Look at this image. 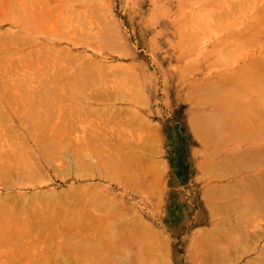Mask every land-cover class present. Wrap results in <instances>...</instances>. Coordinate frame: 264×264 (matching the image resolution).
<instances>
[{
	"label": "rangeland",
	"instance_id": "374dc122",
	"mask_svg": "<svg viewBox=\"0 0 264 264\" xmlns=\"http://www.w3.org/2000/svg\"><path fill=\"white\" fill-rule=\"evenodd\" d=\"M258 1L261 2L262 4H264V2H263L264 0H257V1L255 0V3L258 4L259 3ZM75 2H77V1L76 0H62L61 2H53L52 6H55V9H57L56 13H53L55 15L57 14L54 17H58L61 21L58 22L56 20L55 22L53 21L51 23L49 21V25H46L43 30H37V28L35 29V27L30 28L29 31L32 34V37L35 38V40H34L35 43L32 42L31 43L32 45L30 44L31 46H28V47L22 46V47H20V49L21 48L26 49L29 47H33L35 49H38L39 47L44 48V46H43L44 44L46 46H47V44H49L50 46L54 45L55 48L60 47L63 50L68 49L66 51H69V52L73 53L74 55L80 54L82 56V58L84 57L80 61L84 62V63H86L85 60L89 61V59L97 61V63L104 61V62L109 64L108 68L109 69L111 68L110 69L111 76H115V79H114V77H112V78L109 77V75H107L108 72L106 71L107 67H105V71H106L105 73L107 75L106 80H110L109 82L111 85V89L112 88L115 89V92H113V93H116L117 95L114 94L115 96L114 95L111 96L110 95L111 90H110V93H108L107 90L105 91L106 92L105 93L104 91H102L103 90L102 88H100L101 90L99 89L101 91V93H99L100 91H97L98 88L96 87V85L93 84L95 86L94 89L97 88L96 93H99L100 95L102 94L100 96L101 98L99 99V97H98L99 94H97V96H96L95 95L96 93H93V92H95V90L92 91V90L88 89V92H86L87 88H83L84 89L83 92L84 93L86 92L85 93L86 96L84 97V95H81L80 97H81V99H82V97L87 99V100L83 99L84 100L83 104L85 105V107L83 108V105L81 106V105L77 104L78 108L79 107H82V108L77 109L76 110L77 113H75V109L72 111V108H70V109L68 108L70 106H68L67 107L68 109H67L66 107H64V106H66L64 104V106H63L65 108L64 109L61 106V105H63L62 103H61V105L59 104L62 108L57 104L56 109H59V108L60 109L57 111L55 108H53V110H56V112H57V113L55 112V116H57V118L54 116L53 122H51V124H49V122H47L48 123L47 125H49V130L52 133V131L55 129V131L58 133L59 131H57V130H60L61 128H63V129L65 128V124H63L64 126H62L59 123V122H62V123L66 122V121L63 122L64 120L61 117L64 118L65 115L70 114V112H71V115L69 117L71 120L69 118L68 119L72 122V120L74 119V118H72V117H74L73 112L75 113L77 119H79L80 117H78V116L80 115L79 114V110H80V113H81V111L84 112V115H83V112L80 115L81 116L80 125H79L78 120H77L78 124H76V122H77V121H75L76 119L74 120L75 121L74 123L76 126L74 125V123L72 125L70 121L68 123L69 125L71 124L72 126H74V127H72L73 129L71 128L73 131L70 133L68 132V134H70V135L66 136L67 138H69L68 140H70L68 143V147L71 148V144H73L72 145L73 151L77 152V151H80V149L84 152L86 151L84 153V154H86L85 156H89L91 158V155H92V157H96V160H94V163L103 162L101 160L102 156L104 157V159H106V158L108 159V157H109V159H112V157H113V159H114V157L117 159L120 156L123 157L122 156L123 154L126 156H130V157H128L129 159L125 158L126 157L125 156V157H123L125 159H122V160H125V161L130 160L129 162L133 161L132 164L136 163L135 165H132V167H131V170L134 168L132 172L134 173V175L136 174L135 176H138L137 173H139L140 171H142L140 173H143L145 170L144 168H147V166H149V164H150L149 162H151V161L154 162V159L158 160V161L155 160V163L157 165H158L159 160H163L162 163L164 165L163 164L160 165L161 164V162H160L158 166H161V167L164 166L163 168H165V169L162 168V173L164 174V176L163 175H161V176H163L164 178L162 177L161 181H162V184L164 186H166V189L168 191L167 193H169V195H170L169 200L166 199L165 203H163V204H165L167 206L168 213L170 212L173 215V217L170 216L171 219H173V220H170V223L168 225L169 231H168V237H167V240L165 243L168 248H167V253L163 254L164 256L166 255L165 256L166 258L163 257V255L161 258H163L164 260L166 259L165 261L168 262V264H204L205 262H207L206 261L207 260V253L205 254L203 252L204 250L200 249V247L198 246L200 241H198V240H202V239H200V237L205 234L208 236H206V239H204L205 240L204 243H207V240L209 243H213V242H215V238L223 236L225 228H227L229 225V221L234 222L233 220H236L235 218H236V216H238V215L235 216L234 214H232L233 212L231 210H226L228 208H225V206H224L225 205L224 203H226L227 205L230 204V200L232 199L231 189L239 187L236 185L237 179L245 178L246 176L249 177L251 174L258 173V171H260V170L262 171L264 169V167L262 165H261L262 167L260 165H256L257 168H255L254 167L255 165H253V167L251 169L243 170L242 172H241V170H239V171L235 170L234 171V169H232V171L230 172L231 174L230 173L228 174L230 169L228 171V168H226V170L228 172H226L227 174L225 175V171H222V170H224L223 167H221L220 164L217 166V163L222 162L221 165H223V164H224L223 166L228 165V163H224L227 160L226 157L230 156L231 154L235 155L239 151L241 152L242 150L245 151V150L249 149L251 146H253L255 144V143L253 144L254 140L247 143V142H245L247 140H245V141L240 140L241 142H239L238 140L234 139V142L233 143H230V142L227 143L228 144L227 146H225L226 142L224 143L221 140H220L221 142L216 141L217 144L219 143V145L221 146L220 150L222 149L223 151L221 150V152H219V153L215 152L216 148H219L220 146L215 147V150L213 151L214 148L211 147L213 145V143L212 144L209 143L212 141L207 140L206 139L207 137H204L206 140L203 138L200 139L201 134H199L200 132H198L197 129L201 130L202 127H203V130L206 127L209 128V125H207L208 120H206V123H207V124L205 123L206 126L204 123H202L205 120L206 116L203 117L201 115H204V114L209 115L207 113H209V112L211 113L214 110V106H212L210 103H208L209 101H208V99H206V97H208V96H201V94L203 92H201V94H199V95L198 94L196 95L195 92L200 93V91L197 90V87L201 84H204L210 80L212 81L213 79H219V78L225 79V77H228L231 74H233L234 72H237L240 70H242V73H244V74H248L251 72L258 73V72L262 71L260 66L263 64V61H264V33L259 31L258 33L257 32H251L250 34H244L241 31L244 28L243 25L247 23L248 18L250 19V17H252L254 14H255L254 17L256 16L257 13H258L257 15H259L258 17L255 18L257 20L256 22H258L259 18H260L259 22H260V20L264 21V17L262 16V14L264 15V10H262V7L260 6L261 7L260 8L258 5H256V6H258L259 9H256V7L253 6V3L251 5V7H253L254 9H251V8L247 9L245 7V5H243V4L232 5V4H230V0H85L82 4H78L79 2L78 3H75ZM261 3H259V4H261ZM105 9H106V11H104ZM256 10H258V11L256 12ZM59 11H60V13L58 14ZM261 11H263V12H261ZM106 12H110V16H112V19H110L111 17H108L110 19L109 20L110 23L108 21V25L111 24V26H109V28L110 27H112V29L118 28V30L116 29V31H119L120 35H122V36H120L119 34H115V35H117V37H119V39H120V37L122 38L121 40L118 39L122 44V46L119 47V50L121 48L124 51V47H125V51H124L125 53L122 50L121 51L123 53L121 51H118L117 50L118 48H115L117 51L114 49H113V51H111V49H107V47L104 45H96L93 42V40H85L84 38H79L75 35L76 32L64 33V31L66 30L65 28L68 29L70 27H73L75 24H77V22H79L81 20H84L83 25L81 27L86 28V30L91 29V31H92V28H94V27H90L87 24L88 19L85 20L86 16L84 17V14L90 13L91 15H88V16H90L91 18L89 17V19L90 20L92 19V21H93V19L95 17L97 18L99 16L101 18L104 15H106ZM260 13H261V15H260ZM107 14H109V13H107ZM254 17H252V20H249L248 22L249 23L254 22L255 21ZM97 20H95V21H97ZM100 22L99 21L96 22V25H97V23L100 24ZM243 22H245V23H243ZM103 23H106V22H102V25L106 26L107 23L106 24H103ZM261 23L263 24V22H260V24ZM108 25L106 27H108ZM263 25H259V26L262 27ZM81 27H79V28H81ZM95 28L98 29L100 27L95 26ZM263 29H264V27H263ZM259 30H260V28H259ZM116 31H115V33H116ZM185 43H187V44L185 45ZM183 44H184V46H183ZM185 46H187L188 49ZM39 49L41 50V48H39ZM42 50L45 51V48ZM184 50H186V51H184ZM75 53H77V54H75ZM83 54L85 56H83ZM51 62H55V61L51 60ZM105 65L107 66V64H105ZM110 65H111V67H110ZM248 65H249V68H248V70H246L245 68L248 67ZM109 69H107V70H109ZM232 71H234V72H232ZM110 73H108V74H110ZM240 73L235 74V75H240ZM108 78H111L112 80L108 79ZM107 82L108 81H106V83ZM236 83H237V81L235 80V84ZM227 84H233V82L228 80ZM99 85L97 84V86H99ZM113 86H121L120 87L121 89H118L119 87L115 88ZM99 87H101V86H99ZM11 89L12 88L8 89L10 91L7 90V92L13 91L12 93L16 94V96L14 97V96H8L7 95L6 98L11 97V98H13V100L15 98L14 102L15 103L17 102V104L13 103V101L9 102V100L6 102V100L9 99V98H7V99L5 98V95L7 94V92L4 94V91L1 92V90H0V107H1V102H2V105L5 108V110H3V108L2 109L0 108V112L2 110L4 111V114L11 112L10 116L13 119L14 123L12 122V119L10 121L8 119V122L9 123L11 122V124H8V122H6L8 124V125H6V123L3 122L4 124L1 123L0 126L2 127V124L4 126H6V130H8L7 128L11 127V129H9L11 131V133L8 132L10 134V136L7 134H6V136H9V137L13 136L12 140H14L15 142L9 141L10 140L9 137L6 138V136L5 137L3 136V139L4 138L7 139L6 142L9 144V145L5 146L4 144L6 142L3 141L2 138L0 139V141L2 140V142H3V144L0 147V156H1L0 159L3 157V159H1V160H4L7 157V155L9 156V154H7V153L12 152L10 150V148H14V149H12L13 151L17 150L16 147L17 146L21 147L22 144H24L23 142L26 140L27 141V142L25 141L26 145L25 144L24 145L27 146L28 143L31 144V145L29 144V147L32 150H34L33 152H36L38 159L36 156H34V157L37 159L36 161L40 160V163H42L41 166H44L42 168H44V170L46 171V172L45 171L44 172L47 174V176L45 174L44 180L38 179L39 180L38 182H34V181H37V179L36 180L29 179V181L28 180L24 181L25 179L23 180V178L20 180L19 179L18 180L13 179L14 182L13 181L11 182V183H13L12 185L9 184V181L7 182L8 184L6 182H3V184H2V182H1L0 183V195L1 196H4V195L7 196L10 194L13 197L19 196L21 198H27V200L26 199L25 200H26V202H28L32 199V197L34 198L33 195H35V194L38 195L40 193H49L51 199L53 197L57 196L56 200H58V201H57L56 205L59 204L58 206H61L60 203L63 205L66 202V198H63V196L60 197L63 194V193L61 194V190H63V192H65V191L68 192L72 188L75 189L76 185H86L84 187L87 189H90V186H94L96 184H105V185L107 184L110 186V189L112 192H107V191L101 192L100 191L98 193L100 195L105 194V193H107V194L109 193L111 195H113V194H116L119 196L121 195L122 198L126 199L125 201H121L122 204L124 203L123 208H124V212H126V213L129 212L131 207H133V209H131L130 211H132V210H133L132 212L136 211V209L134 210V207H137V210L140 212V214L147 215L148 212H151V210H149L150 208H149L148 204H150L151 206L159 205L157 203L156 198H154V197H150L149 198L150 201H147V203L146 202L136 203L135 201L132 200V197H131L132 195H135L136 193L128 191L129 189H131V187H129L130 186L129 184H128L129 186L127 187V184L125 183L126 181L118 180L119 183L121 182V184H118L116 182V180L112 181V180L105 178L102 173L97 171V169L95 167L96 165H94V163H93L94 167L93 166L91 167V169L93 168L92 172L90 171L93 176L91 175V173H87V172H85V173L83 172L82 175H79V174H77L75 169H73V170L69 169V170H71L70 171L71 173L69 172V175H68V171L66 169H68L69 167H68V165H65L66 163H64V158H63L64 155L59 156L63 160L61 158L55 156L56 159L57 158L59 159V161L57 160V162H56V159L55 160L52 159L53 156H48V158L46 157V158L42 159L41 158V151L38 150L37 145H35V143L33 141L34 137L36 136V134L38 132L36 133L34 131L35 133L33 136L32 132H30V130L28 129V128H32V131H33V127H31V126L37 122L36 121L37 118H34V120L36 122L33 120L34 122L32 123V119L31 120L27 119L24 116V115H26V112H27V111L26 112H24V111H25L26 107L28 106L24 100H26L27 97H29V96L33 97L34 95H31L29 93L30 92L29 90H28V93L24 91L25 95L29 94V96L28 95L25 96V95H23L24 92L22 94H21V92L15 93L14 89H16V88H13V90H11ZM17 89H19V88H17ZM85 89H86V91H85ZM116 89H117V91H116ZM20 91H23V90H20ZM103 92L105 95L107 94V96H105L103 94ZM193 92L195 93L196 98H194V96H193L194 94L192 95ZM31 93L34 94L35 92L33 93L31 91ZM36 93H37V91H36ZM40 93L38 92L36 94V95H38L37 97H41ZM91 93L94 96H96L95 98H97L99 100H97V99L95 100L93 95H92L93 97L90 96ZM8 94H10V93H8ZM19 95L21 96L20 99H19ZM36 95L34 97H36ZM3 96H4L5 100H4ZM88 96H89V99H88ZM90 97H91V99L93 98L94 100H91ZM102 97H104V98H102ZM202 98H204L203 101H201ZM198 101H200V102H198ZM205 102L208 103L209 106L206 104H205L206 105L205 107L202 106V105H204ZM13 104L16 105V106L14 105L15 107H17V105H18V109L20 111H21V109H22V111L24 109L23 114L24 113L25 114L23 115L21 112L20 115L16 117V115H18V113H19L18 112L19 110L17 111V108L13 109L11 107V106H13ZM69 104L70 103H68V105ZM195 104H197V105L194 106ZM72 105H71V107H72ZM91 105L93 106V108L101 107V109L98 108V109H100V111L103 110L102 107L104 108V110L110 107L109 109L111 111H109V109H107V111L111 112L110 114L114 113L115 110H117L115 113H117L118 115L120 114V117H117L116 116L117 114L116 115L113 114V115H115L116 118H113L111 120V121H113L114 119L117 120L119 123L118 124L119 126L117 125V123H115L116 122L115 120H114L115 124H112L110 122L112 124L111 125L110 123H108L110 125V127L112 126V128L108 127V124L107 125L105 124V126L108 127V128L107 127L106 128L111 130V131H107L108 133L105 132V134L106 133L108 134V135H106V136H108V139H109V141H107L108 144L104 143L106 140H108L107 137H105V140L102 141V139H104L103 138L104 135L102 136L103 132L100 131L101 129L104 131L103 127L100 126V124H101L100 121L102 122L101 119L103 118V116L101 118V116L98 117L99 114L98 115L95 114V112L100 113V111L92 112L94 110L92 107L91 108L93 110H90V111L88 110L90 112V113L87 112V114H86L88 118L91 117L90 116L91 113H94L93 115L91 114L92 120L96 119L94 117V115H96L97 118H100V121H98V122H95V121L92 122V120H90V118H89L90 122L85 121V122H88V124L89 123L91 124V122H92V124L94 123L92 127H90L91 126L90 124L88 126V124H85V122H83V120H86V119L88 120L87 117L82 118V116H86L85 115L86 110H87V108L90 109ZM33 107L36 109H30L29 110V107H27L30 113H32L31 110L33 111V114H34V110H37V111H35V113H36L38 111L41 112V110L45 111L48 109V107H46V109L44 108L45 110H43V107H41V106H40V109L38 107H35V106H33ZM73 107L75 108V106H73ZM115 108H117V109H115ZM50 109H52V108H50ZM50 109H48V110H50ZM62 109L65 111L62 112ZM223 109L224 108L221 107V112L223 114H226L227 111L223 110ZM103 111H101V112H103ZM118 111L120 113H118ZM60 114H62L63 116L61 115V117H60L59 116ZM110 114L108 113L106 115L112 116ZM8 115H6V117ZM100 115H102V114L100 113ZM21 116H22V118L20 120L19 118ZM58 116H59V118H61L60 119L61 121H56V120H58ZM121 116H123L124 118L120 119ZM139 116H143V118L145 117V119H143L145 121L142 120V122H140L141 119L138 118ZM195 116L196 117L201 116V117L197 118V121H195L196 120V119H194V118H196ZM93 117L95 119H93ZM202 117L204 118V120H202L201 123L205 127L202 126V124H200L198 122V121H201L200 118L203 119ZM8 118H10V117H8ZM31 118H33V117H31ZM117 118L120 119L121 121H119ZM22 119L23 120L25 119V121H23ZM81 119H83V120H81ZM123 119L124 120L126 119L125 122L123 121L124 124L122 122ZM135 119L137 121H138V119H140L138 121V122H140V126L139 125L135 126V121H136ZM193 119H194L195 123H194ZM28 120L30 121L28 126L25 127V126H23V124H21L22 121H23L22 123H24V122L27 123ZM127 120H129V121H127ZM137 121H136V123H137ZM43 122H45V121H43ZM67 122H68V120H67ZM67 122H66V124H67ZM82 122L84 123L83 125L85 127L86 126L88 127V128L86 127L87 129H90V128L93 129V127H95V130L90 129L91 131L88 130L87 131L88 133H85L86 131L83 132L84 130H83ZM129 122L132 124H130ZM143 122H145L146 124L148 122V124L151 123L152 125H155L154 128H156V129L152 128V129H154V131L158 129V131H155V132H153V130L150 131V129H149V131L153 132L152 134H154V135L155 134L158 135V133H159V135L157 136L159 138H157L154 135L152 136L153 138L152 137L149 138L151 141L152 139L155 140L154 137H156V140H158L157 144L156 143L154 144V142H156V140L152 141L153 143L150 142L151 144L147 143V146L150 149L152 148V147H150L151 145H154L153 147H155V149L157 148V150H158L157 154L156 153L152 154L149 151L150 149L148 147L146 148V149H148L147 151H145V148H143V147L141 149L142 145H140V150L138 149V147H139L138 145L141 143L142 139L144 138L142 135L148 133L146 131V130H148V129H146L148 124L146 126V124ZM39 123H40V125H39ZM39 123L35 124L34 126L43 125V123H41V122H39ZM52 123H53V125H52ZM96 123L97 124L99 123V126L101 127V129L99 128L98 125H97L98 127L96 128V125H95ZM198 123L200 125H198ZM102 124L104 125L103 122H102ZM120 124H123V125L120 127ZM144 124H145L144 127L146 130L144 129L145 132L142 133L143 129L141 128L142 127L141 125H144ZM44 125L47 127V125L45 123H44ZM44 125L41 127L43 128ZM56 125H58V126H56ZM77 125H78V127H77ZM196 125H198V126H196ZM68 126H66V127L69 129L70 127H68ZM199 126H201V127H199ZM1 127H0V131L2 129ZM15 127H18V128L16 129ZM51 127L54 129H52ZM58 127H59V129H57ZM76 127H77L76 130L78 132L75 131ZM114 127L115 128L117 127V129H119V131L117 129L115 130ZM139 127L142 130H140ZM148 127H150V125ZM151 127H153V126H151ZM137 128H138V130L136 131ZM199 128H201V129H199ZM18 129H19V132L21 131L22 133L17 132ZM63 129H61V130H63ZM96 129L98 130V132H102V134L101 133L99 134L96 131ZM34 130H35V128H34ZM42 130H40V131H42ZM44 130H45V128H44ZM46 130L48 131V128ZM46 130L43 131L44 135L48 134V133H46L47 132ZM205 130H207V129H205ZM13 131H16V132L13 133ZM115 131L119 132V133H117L118 135L121 132L120 135H122L121 137H123L124 139L119 138L120 135L118 136ZM4 132H6V131H4ZM43 132H41V133L43 134ZM93 132L96 136L98 135L101 139H99V137H98V139H96L97 137L94 138L95 135L93 134ZM233 132H234V130H233ZM16 133H17L16 137L21 136V140L19 139L20 137L18 138L19 140L14 139ZM29 133H31V135H29ZM53 133H54V131H53ZM62 133L64 134L65 132L61 131L58 134L59 135L61 134V136H64V135H62ZM114 133L117 136H113ZM195 133H197V134H195ZM206 133H208V131ZM38 134H40V132ZM78 134H81V136ZM82 134L84 136L87 135L88 139L86 137H85L86 139L85 138L82 139ZM51 135L54 136V134H51ZM125 135H128V137ZM23 136H24V139H23L24 141L22 142V144L20 146V143L17 141L21 142ZM0 137H2L1 133H0ZM25 137L27 139H25ZM113 137H114V139H110ZM92 138H94V139H92ZM115 138H117V139H115ZM140 138H142V139H140ZM145 138H148V134H147V137L145 136ZM120 139L124 140V141L122 142ZM82 140L84 141V143H82ZM98 140H100L102 143H100V141H98ZM112 140H114V142H112V144H111ZM119 141L122 142V145H120L121 143ZM2 142H0V143H2ZM10 142L12 144H14V143L15 144L11 145ZM85 142L89 143V144L91 142V144L88 145V144H85ZM118 142H119V145H117ZM124 142H126V143H124ZM134 142H136V143L140 142L139 144H136L138 147L137 146L134 147V145L132 146V144ZM143 142H145L144 144L146 145V139ZM143 142H142V144H143ZM206 142L209 144L205 145ZM81 144L83 146H81ZM96 144H97V146H96ZM144 144H143V146H144ZM148 144H150V145H148ZM15 145H16V147H15ZM7 146H9V147L7 148ZM76 146H78L79 148H77ZM87 146H88V148H87ZM129 146L131 148H133L134 150L136 149L137 152L131 151L133 149H131ZM3 147L4 148L6 147L7 150H5ZM23 147L21 148V150L23 149ZM93 147H94V149H93ZM95 147L96 148L98 147L97 149H101V150H97ZM84 148H87V150H84ZM209 148L212 151H210ZM92 149L93 150L96 149L95 151H97L99 153H96ZM102 149L103 150L105 149L106 152H108V153H106L105 150L102 152ZM153 149H151V150H153ZM155 149H154V152H157V150L155 151ZM207 149L212 154H210V153H209L210 155L207 154V152H208ZM8 150H9V152H8ZM19 150L20 149H18L17 151H19ZM109 150H111V151H109ZM127 150L130 153H132L133 156L130 155V153ZM5 151L7 153H4ZM91 152L93 154H91ZM94 152H95V154H94ZM3 153L6 155H4ZM103 153H106V154H103ZM111 153H113V154L111 155ZM136 153H138V155ZM141 153H142V155H144L146 157L149 156L151 158H154L153 160H151V158H150V160H151L150 161L149 159H147L145 157L148 162L145 161V158H144L143 162H142V160L139 161L141 163L146 162L148 164L147 166L145 165L146 163L144 164V166H146V167H144L140 163L139 164L137 163V161L139 159L137 161H135V163H134V160H136L135 159L136 156L139 158L142 157V156H140ZM159 153H160V155L158 156ZM81 154L83 155V153H81ZM98 154H100L101 157ZM135 154H136V156H134ZM214 155H216V156H214ZM55 157H53V158H55ZM98 157H100V158H98ZM103 157H102V159H103ZM223 158H226V160L224 159L225 160L224 162H223ZM98 159H100L101 162ZM45 160L47 161L48 164L46 163ZM106 160H105V162H106ZM229 160L230 159H228V161ZM63 163H64V166H61L60 164L63 165ZM155 163H154V165H153V163H151L150 165L157 167V165ZM208 163H209V165H213V166H211V167H213L212 168L213 173L209 172L210 170H212L211 168H208L209 171L207 169H205V168H207L206 166L208 165ZM14 164H15V162H14ZM101 164L103 165V163H101ZM130 164L128 163L127 165L130 166ZM202 164L204 165L205 168L202 167ZM86 165L88 166V164H86ZM136 165L137 166L139 165L141 167L140 169H142V167H143L144 170L143 169L139 170V167L138 168L136 167L137 168V170H136V168L133 167ZM28 166L29 165L27 164L26 168ZM65 166H66V168H65ZM258 166H260V167H258ZM103 167H104V165H103ZM156 167H153V168H156ZM161 167H158V168H161ZM201 167L203 168V170L201 169ZM148 168H151V167L149 166ZM204 169H205V171H204ZM147 170L148 169H146V172H147ZM236 171H237V173H235ZM93 172H94V174H93ZM159 172H161V171H159ZM159 172H157L156 176L159 175ZM204 172H207V173L209 172L208 176H204V175H206V173H204ZM87 174H88V176H87ZM210 174H212V175H210ZM218 174L221 176H219ZM48 175H49V177H48ZM147 175L149 176V178L150 177H154V178L156 177V176H150V174H147ZM67 176H68V178H67ZM156 178L158 179V177H156ZM159 178H161V177H159ZM50 179H51V181H50ZM30 180H32V181H30ZM19 181H20V183H19ZM157 181H159L158 183H161L160 179H158ZM6 185H9V186L7 187ZM14 186H15V188H14ZM208 188H211V189L208 190ZM210 190H211V194H210L211 196L208 197ZM213 190H215L216 192ZM53 192L55 193V196H53V194H54ZM212 192L215 194L213 195ZM87 193H90V192H87ZM107 194L103 195L106 197V198L104 197L105 199L111 197V195H109V197H107ZM212 195H213V197H212ZM90 196L88 194L86 197L87 199L85 198L86 203L83 204L84 206H86V205L88 206L91 203L102 205V206L105 205L104 206L105 212H99V213L96 212V214L98 213L100 216H106L109 214L111 217H115L116 214H114V212H113L115 210H114V207H112L114 204L112 205L111 204L112 202H109V199H108V201H105L104 204H102L100 202V200H98L97 198H94L95 196H98V195L90 193ZM60 198H63V201H61L62 199H60ZM11 201H12V199H11ZM69 201H70V198H69L68 202ZM215 201H217L219 203V205L223 204L222 206L221 205L220 206H221V208L224 207L225 211L223 208L219 210L220 207L218 208L219 205H217L218 203L217 202L215 203ZM15 202L20 206V201L18 203V201H16V200H14V202H11V206H13V203H15ZM24 202H22V205ZM121 202L119 204H121ZM127 202H129L131 204L130 208L127 207V205H129V203H127ZM228 202H229V204H228ZM116 203L115 204L117 206L116 205H114V206L116 208H118L117 210L120 211V209L122 208L121 207L122 205H118V202H116ZM211 203L212 204L214 203L215 205H217V208L215 205L211 206L212 205ZM211 207H214L215 210L216 209H218V210L215 212L214 208H211ZM123 208H122L121 212H123ZM218 211L219 212L221 211V212L218 213ZM228 211H230L231 214L228 213ZM137 212H135V214H133V216L138 214ZM225 212H227V213L225 214ZM21 213H23V212H21ZM130 213L131 212H129V214L127 213L126 216L132 215ZM214 213H215V215L218 214V217L217 216L215 217ZM123 216L124 215H122V220L124 218L125 219L130 218L129 216L123 218ZM21 219H19L18 221H22ZM150 219L152 221H154V219H152V218H150ZM258 220L261 221L262 219H258ZM259 221H257L256 223L263 224L264 218L261 222H259ZM179 224H181V226ZM215 229H218L219 231L217 232V230H216L217 233L213 232V230H215ZM211 232H213V233H211ZM261 237H262V240L258 239L257 241H259V240L260 241L259 242L256 241V246L254 244L255 242L253 243L254 248L250 247L247 251L245 250V252H242L240 254V256L237 257L238 260L234 259V261L236 260L235 263L229 262L230 260H228V263L246 264L250 259L254 258L256 256V248L259 246L260 247L264 246L263 245L264 244V237L262 235L260 236V238ZM47 244L48 243L43 244L45 250L48 246ZM43 245H42V247H43ZM4 247H2L3 249L0 247V250L2 251L0 253L1 262L7 256L5 254H8V252L4 251L8 247L7 246H6L7 248L6 247L4 248ZM48 247L51 249H54L50 246H48ZM39 248L41 249L40 246H39ZM40 249H38V246L34 247L33 249L30 250L34 254L32 252H30V254H28V256L25 258H27V260L30 261L31 259H28V257L31 258L32 255H35V253H39ZM131 249L133 251H137L138 246L133 245L131 247ZM34 250H35V252H34ZM52 251L54 253L55 250H52ZM190 251L196 252L194 254L193 258L188 256ZM43 252H45V251H43ZM47 252H50V250L48 251V248H47ZM27 253H29V252H27ZM50 253H52V252H50ZM19 255H22V257L18 256L19 259L22 258L20 260V262L22 261V264L23 263H25V264L29 263V261L27 263L24 262L23 254H19ZM120 256L125 257L126 255H120ZM18 257H17V259H18ZM5 260H3V263L6 262ZM27 260L25 259V261H27ZM32 260H33V257H32ZM59 260H60L59 262H61L60 264H87L86 262L84 263V261L83 262L82 261H75L76 259H73L74 261H70L69 263L63 262L62 259H59ZM17 262L19 263V261H17ZM121 262L125 263L124 261H121ZM3 263H1V264H3ZM55 263L56 262H54L53 264H55ZM228 263L225 262V264H228ZM7 264H9V263H7ZM91 264H93V263H91ZM219 264H223V263L221 262Z\"/></svg>",
	"mask_w": 264,
	"mask_h": 264
},
{
	"label": "bare ground",
	"instance_id": "6f19581e",
	"mask_svg": "<svg viewBox=\"0 0 264 264\" xmlns=\"http://www.w3.org/2000/svg\"><path fill=\"white\" fill-rule=\"evenodd\" d=\"M62 0H0V90H1V92H3L4 91V94L7 92V90L8 89H10V88H12L11 90H13V88H16V89H14V92L16 93H18V92H21V94L25 91V92H27L28 93V90L30 91L29 93L31 94V95H34L35 93H36V91H37V93H38V89L39 90H42L41 91V93H40V91H39V93H40V95L41 96H43L42 97V99H45V97H44V95H46L45 93L47 92V94L49 93L48 91L50 90V94H52L51 93V91H55L56 92V90L58 89H62V91H61V95L62 94H64V90H68V89H70L69 90V92L67 91V93H70V94H68V95H71V96H73L72 94H71V89L72 90H76V92H80L79 90H81V93H79V94H82V95H84V97L86 96L85 94H84V89L83 88H87V91H86V89H85V91L86 92H88V89H90V90H95V92H93V93H96L97 91H100L101 89L100 88H102L103 90L102 91H106L107 90V92L108 93H110V90H111V96H113L114 94H116V93H113V92H115V89H111V85H110V80H106L107 78V75H109V77H114V79H115V76H111V73H110V69L108 68L109 67V64L108 63H106V62H104V61H101V62H98L97 63V61H94V60H91V59H89V61L88 60H85V62L86 63H84V62H81L80 60H82L83 58H82V56L79 54H77V53H75V54H77V55H74L73 53H71V52H69V51H66V50H68V49H62V48H60V47H56L55 48V46L54 45H49V44H47V46L44 44L43 46H44V48H45V51H43L42 49H44V48H42V47H39V48H41V50L38 48V49H35V48H33V47H29V48H26V49H20V47H22V46H25V47H28V46H31L32 44V42L33 43H35V38H33L32 37V34L30 33V31H29V29L30 28H32V27H35V29L37 28V30H43L44 28H45V26L46 25H49V21H50V23L51 22H55L56 20L59 22V21H61L58 17H54V16H56L55 14H53V13H56V10L57 9H55V6H52V3L53 2H61ZM77 2H75V3H78V4H82L85 0H76ZM257 1V0H256ZM259 2V1H258ZM264 2V1H263ZM252 3H253V6H255L256 7V9H259V7L261 6L262 7V10H264V4H262L261 2H259V3H261V4H256L255 3V0H230V4H232V5H234V4H243V5H245V7L247 8V9H254L253 7H251V5H252ZM255 4V5H254ZM35 5V6H34ZM256 5H258V6H256ZM35 8H34V7ZM260 7V8H261ZM104 11H106V9L104 10ZM258 10H256V12H257ZM260 11V10H259ZM255 12V13H256ZM261 12H263V11H261ZM60 13V11L58 12V14ZM107 13H109V14H107ZM98 14V13H97ZM258 14V13H257ZM256 14V16L254 17V15L252 16V17H254V22H248L249 20H252V17H250V19L248 18V21H247V23L246 24H244L243 26H244V28L242 29V33H244V34H250L251 32H259V31H261L262 33H264V29H263V27H264V21H261L260 20V22H263V24L261 23L260 24V22H259V19H258V22H256L257 20L255 19L256 17H258L259 15H257ZM88 15H91L90 13L89 14H84V17H85V20L86 19H88L87 20V24L90 26V27H94L95 28V26H99L100 28H92V31H91V29H87L86 30V28H84V27H81L82 25H83V22H84V20H81V21H79V22H77V24H75L73 27H70V28H65L66 30L64 31V33H66V32H76L75 33V35L77 36V37H79V38H84L85 40H93V42L96 44V45H104V46H106L107 47V49H111V51H113V49L114 50H116L115 48H118L117 50L118 51H123V49H121L120 48V50H119V47H121L122 46V44H121V42L119 41V40H121L122 38L120 37V39H119V37H117V35H115V34H119L120 35V33H119V31H116V29L118 30V28H114V29H112V27H110L109 28V26H111V24L110 25H108V21L110 20V19H112V16H110V12H106V15H104L103 17H93L94 19H93V21H92V19L90 20L89 19V17L90 16H88ZM96 15V14H95ZM99 15V14H98ZM260 15H261V13H260ZM262 16L264 17V15L262 14ZM261 16V17H262ZM108 17H111L110 19L108 18ZM262 17V18H263ZM52 18V19H51ZM91 18V17H90ZM261 18V19H262ZM55 19V20H54ZM98 19V20H97ZM100 19V20H99ZM52 20V21H51ZM95 20H97V21H95ZM100 22V24L102 25V22H106V23H103V24H106V26L108 25V27H106L105 25H100L99 23H97V25H96V22ZM109 23H110V21H109ZM115 23V22H114ZM243 23H245V22H243ZM259 23V24H258ZM99 24V25H98ZM114 25V24H113ZM259 25H263L262 27H260ZM76 26V27H75ZM259 26V27H258ZM79 27H81V28H79ZM89 27V28H90ZM114 27V26H113ZM15 28V29H14ZM73 28V29H72ZM84 28V29H83ZM102 28V29H101ZM259 28H260V30H259ZM94 29V30H93ZM99 30V31H98ZM263 30V31H262ZM115 31H116V33H115ZM34 35V34H33ZM120 36H122V35H120ZM119 39V40H118ZM44 42V41H43ZM56 42V41H55ZM48 43V42H47ZM31 44V45H30ZM120 44V45H119ZM187 43H185V45H186ZM47 48H46V47ZM58 46V45H57ZM124 46V45H123ZM183 46H184V44H183ZM187 49H188V47L187 46H185ZM123 48V47H122ZM116 50V51H117ZM121 51V52H122ZM124 51H125V47H124ZM123 51V52H124ZM184 51H186V50H184ZM74 52V51H73ZM122 52V53H123ZM125 53V52H124ZM185 53V52H184ZM83 56H85L84 54H83ZM51 60L52 61H55V62H51ZM103 60V59H102ZM107 60V59H106ZM190 61V60H189ZM253 62V61H252ZM255 62V61H254ZM256 63V62H255ZM105 64H107V66L105 65ZM111 64V63H110ZM105 67H107L106 68V71L108 72V73H110V74H108L107 73V75H106V71H105ZM110 67H111V65H110ZM248 68H249V65H248V67H246L245 69L246 70H248ZM260 68L262 69V71L261 72H258V73H253V72H251V73H248V74H244V73H242V70H240V71H237V72H234V71H232V72H234L233 74H231L230 76H228V77H225V79H213L212 81L210 80V81H208V82H206V83H204V84H201V85H199L198 87H197V90L198 91H200V93L199 92H195L196 93V95L198 94H201V92H203L202 94H201V96H208V97H206V99H208V103H210L212 106H214V110L210 113H207V114H209V115H201V116H203V117H205V120H204V118L203 119H201L200 118V120L201 121H198L200 124H202V123H206V120H208V124L207 125H209V128H204V130L205 129H207V130H205L206 132L208 131V133H206L204 130H203V127H202V129L201 128H199V129H201V130H198L197 129V131L198 132H200L199 134H201L200 135V139L201 138H203V139H205L204 137H207L206 139L207 140H210V141H212V142H209V143H213V145L211 146V147H213L212 149H213V151L215 150V147H219L220 145H219V143L217 144V142L216 141H219V142H221V141H223L224 143L226 142V144H225V146H227L228 144L227 143H233L234 142V139L235 140H238L239 142H241L242 140H247V141H245V142H250V141H252V140H254L253 141V146H249L250 148L249 149H247V150H245V151H239V152H237L235 155H230V156H228V157H226L227 158V160H226V158H223V162L224 163H228V165H225V166H223V165H221V163L219 162V163H217V166L220 164V166L221 167H223V169L224 170H222V171H225V175L227 174L226 172H228L229 171V169H230V171L228 172V174L232 171V169H234V171L235 170H237V171H239V170H241V172L243 171V170H248V169H251L252 167H253V165H255L254 167L255 168H257V166L256 165H262L263 167H264V61H263V64L260 66ZM107 69H109V70H107ZM231 72V73H232ZM241 72V73H240ZM238 73H240V75H235V74H238ZM246 73V72H245ZM111 78H108V79H111ZM108 81L107 83H106V81ZM112 80V79H111ZM228 80H230V81H232L233 82V84H227V81ZM235 80L237 81V83L235 84ZM213 82V83H212ZM35 84V85H34ZM96 85V87L98 88V90H97V88L96 89H94L95 88V86L94 85ZM97 84L99 85V86H101V87H99V86H97ZM94 87H93V86ZM109 85V86H108ZM92 88H90V87ZM109 87V88H108ZM113 87H119L118 89H121L120 87L121 86H113ZM17 88H19L20 90H23V91H20L19 89H17ZM36 89V90H35ZM49 89V90H48ZM52 89V90H51ZM54 89V90H53ZM100 89V90H99ZM105 89V90H104ZM124 89V88H123ZM16 90V91H15ZM27 90V91H26ZM35 90V91H34ZM46 90V91H45ZM48 90V91H47ZM97 90V91H96ZM8 91H10V90H8ZM31 91L34 93V94H32L31 93ZM45 91V92H44ZM116 91H117V89H116ZM13 92V91H12ZM12 92H7V94L5 95V98H6V96L8 95V96H16V94H14V93H12ZM25 92H24V94L23 95H25ZM44 92V93H43ZM73 92V91H72ZM85 92V93H86ZM104 92H103V94H104ZM192 93V95L194 96V98H196L195 97V93ZM8 93H12L11 95L10 94H8ZM26 93V94H27ZM66 93V92H65ZM74 93V92H73ZM76 94V95H78L77 97H79V98H81L80 96L81 95H79V94ZM99 93H101V91L99 92ZM99 93H96L95 95L97 96V94H99ZM106 93V92H105ZM113 93V94H112ZM50 94L48 95L49 97L46 99V101L48 100L49 101V103L48 102H46L45 100H43V103L45 104V106H43L44 104L41 102V101H39V106H42L43 107V110H45L46 109V107H48V109H50L49 107H50V105H52V104H50V102L51 103H53L54 105H52L51 106V110H45L46 111V113L48 114V115H51L52 116V114L54 115L55 113L54 112H56L55 110H54V112H52L53 111V107L55 106V109L57 108V104H55V103H57V101H55V100H57L58 99V101L60 102V100L62 101V104L63 105H61V102L59 103L58 102V105L60 104L62 107L64 106V104L66 105V106H64V107H68V106H70V107H68L69 109L70 108H72V111L75 109V113H77L76 112V110L77 109H80V108H82V107H77V104H75L74 105V103L76 102V103H80L79 105H83V108L85 107V105L83 104V102L81 103V102H77V101H75L74 99H72V98H66V100L64 101L63 99V96H61L60 95V100H59V97L57 98V97H53V96H57V95H59V92H58V94H56L55 93V95H53V96H51L50 97ZM75 94V93H74ZM88 94V93H87ZM28 96H29V94H27ZM27 95H25V96H27ZM36 95V94H35ZM34 95V96H35ZM66 94H64V96H65ZM76 95H74L73 97H75ZM93 94L91 93V95L90 96H92ZM102 95V94H101ZM100 94H99V99L101 98L100 96H101ZM105 95V94H104ZM117 95V94H116ZM191 95V96H192ZM33 96V99L32 98H30L31 96H29V97H27V100H24L26 103H27V107H29V110L30 109H36V108H34L33 106L35 105V107L37 106L38 107V104H35L34 103V105H33V101L35 100V102L36 103H38V100L39 99H41V97H38V98H36L38 95H36V97H34ZM94 96V95H93ZM92 96V97H93ZM96 96H94V99L96 100L97 98H95ZM105 96H107V94L105 95ZM115 96V95H114ZM20 95H19V99H20ZM84 97H82V99H85ZM3 98H4V96H3ZM5 98H4V100H5ZM7 98H9V99H7ZM6 99V102L9 100V102H11V101H13V103H15L14 101H15V98H14V100H13V98H11V97H7ZM17 98V97H16ZM51 99V101H50V99ZM102 98H104V97H102ZM11 99V100H10ZM18 99V98H17ZM18 99V100H19ZM30 99H31V101H30ZM88 99H89V96H88ZM90 99H91V97H90ZM93 98L91 99V100H94ZM99 99H97V100H99ZM203 99L204 98H202V100L201 101H203ZM17 100V101H18ZM37 100V101H36ZM69 100H71L70 102H73V105H72V103H70L69 102ZM73 100V101H72ZM85 100H87V99H85ZM191 100V99H190ZM30 101V102H29ZM55 101V102H54ZM242 101V102H241ZM8 102V103H9ZM65 102H68V103H70L69 105H68V103H65ZM95 102V101H94ZM198 102H200V101H198ZM29 103V104H28ZM40 103H41V105H40ZM197 103V102H196ZM208 103H204V105H202V106H206V105H208L209 106V104ZM4 104V103H3ZM15 104H17V102L15 103ZM15 104H13V106H11L13 109L15 108H17V111L19 110L18 109V105H17V107H15L16 105ZM47 104H50V105H48V106H46ZM198 104V103H197ZM197 104H195L194 106H196ZM206 104V105H205ZM15 105V106H14ZM59 105V106H60ZM71 105H72V107H71ZM3 105H2V102H1V109L3 108V110H5V108H4V106L2 107ZM26 106V105H25ZM24 106V107H25ZM32 108H31V107ZM60 106V107H61ZM73 106H75V108L73 107ZM26 107V109H25V111H24V109H23V111L24 112H26V115H24L23 114V111H22V109H21V111L19 110L18 112V115H16V117L17 116H19L20 115V113L22 112V114L27 118V119H32V123L35 121L34 120V118H37L36 119V123H34L31 127H33V131H32V128H28L29 130H30V132H32V134H33V136H34V133L36 132H40V134H36V136L34 137V139H33V141H34V143H35V145H37V148H38V150L39 151H41V158L43 157H45L46 158V154H50V156L51 155H55V153H53V151L55 150V152H57V149L59 148V145H58V148H57V145H56V143H59L60 141V139L58 140L57 139V136L59 135L58 133L59 132H65L64 134L62 133V135H64L65 136V134H66V136L67 135H70V134H68V132L70 133V132H72L73 130V128L72 127H74V126H72L73 125V123L75 122V121H79V125H80V118H81V113L83 112V111H81V113H80V110H79V116L78 117H80L79 119H77V117H76V115H75V113L73 112V115H74V117H72V118H74L73 120H72V122L70 121L71 119L69 118V117H67V116H70L71 115V112H70V114H67V116L65 115L64 117V119H63V117H61V115L63 114H60L59 116L64 120L63 122H67V120H68V122H67V124H66V122L65 123H62V122H59L60 123V125H62V126H64L63 124H65V127L66 126H68L69 124V121L71 122V124L68 126V127H70L69 128V130L70 131H68V129H67V127L66 128H64V129H67V131L66 130H64L63 128H61V129H63V130H57V131H59L58 133L55 131V129L54 128H52V129H54L53 131H54V133H53V131H52V133H51V131L49 130V125H47L48 123L46 122L47 120H48V118L46 117V119H45V116L43 115V114H46L45 113V111H42L41 113H42V115L44 116H42L41 114V117L40 116H38L39 115V111L38 112H36L35 113V111H37V110H34V116H33V111L31 110V112L32 113H30L29 112V110H28V108ZM61 107V108H62ZM63 107V108H64ZM93 108V106L91 105L90 106V109L89 108H87V110H86V113H85V115L87 114V112L88 113H90L89 111L90 110H93L92 112H95V111H100V109H101V107H98V108H100V109H98V108ZM95 107V106H94ZM221 107L222 108H224L223 110H226L227 112H226V114H223L222 112H221ZM39 109H40V107H38ZM37 108V109H38ZM45 108V109H44ZM67 108V109H68ZM110 108V107H109ZM109 108H107V109H109ZM112 108V107H111ZM114 108V107H113ZM38 109V110H39ZM60 109V108H59ZM59 109H56L57 111L59 110ZM65 109V108H64ZM66 109V110H67ZM102 109L104 110V108L102 107ZM107 109H105L104 111L103 110H101V111H103V112H101L100 111V113L102 114V115H100V113L99 112H95V114L96 115H98V117H100L101 116V118H102V116H103V118L101 119L102 120V122L104 123V125L102 124V122L100 121V118H97L96 117V115H94V117L96 118H94L93 117V119H95V120H92V115L94 114V113H91L90 114V116L91 117H89L90 118V120H92V122H98V121H100V123L102 124H100V126L101 127H103V129H104V131L101 129V127L99 126V123L97 124H95L96 125V128L99 126V128L101 129L100 131H102L103 132V134H102V132H98V130L96 129V131L100 134H102V136H103V138L104 139H102V141H104L105 140V137H107V139H108V136H106V135H108L107 133V131H111V130H109V129H107L108 127H110V125L108 124V123H112V124H115V123H117V125L119 124L118 123V121L117 120H113V121H111L113 118H116L115 117V115L117 114V113H115L117 110H115V112L114 113H112V114H110L111 112H109V111H111L110 109H109V111H107ZM115 109H117V108H115ZM212 109V108H211ZM1 111L0 112V125H1V123H6V122H8V119H9V121L12 119L11 118V116H10V113H7L6 111V113L7 114H4V111ZM89 110V111H88ZM63 111H65V110H63L62 109V112ZM71 111V110H70ZM113 111V110H112ZM120 111V110H119ZM118 111V113H120ZM44 112V113H43ZM49 112V113H48ZM67 112V111H66ZM106 112V113H105ZM110 114V115H112V116H109V115H106V114H108V113ZM30 113V114H29ZM50 113H52V114H50ZM57 113V112H56ZM69 113V112H68ZM9 114V115H8ZM21 114V115H22ZM65 114V113H64ZM105 114V115H104ZM113 114H115V115H113ZM6 115H8L7 117H6ZM83 115H84V112H83ZM23 116V117H24ZM33 116V118H31ZM40 118H38V117ZM47 116V115H46ZM59 116H58V120H56V121H61L60 119L61 118H59ZM63 116V115H62ZM114 116V117H113ZM117 117H120V114L118 115H116ZM201 116H195L196 118H194V119H196L195 121H197V118H199V117H201ZM8 117H10V118H8ZM24 117V118H25ZM53 117V116H52ZM56 118H57V116H55ZM85 117H87V115L86 116H82V118H85ZM21 118H22V116L19 118L20 120H21ZM42 118H44V119H42ZM54 118V117H53ZM70 120H69V119ZM88 118V117H87ZM89 118H88V120L86 119V120H83V119H81V120H83V122H85V121H89ZM122 118H124L123 116H121V118L120 119H122ZM138 118H140V119H138V121L140 120V122H142V120L143 119H145V117L143 118V116H139ZM42 119V120H41ZM67 119V120H66ZM76 119V120H75ZM118 119V118H117ZM120 119H118L119 121H121ZM194 119H193V121H194ZM23 120V119H22ZM34 120V121H33ZM43 120L45 121V122H43ZM75 120V121H74ZM97 120V121H96ZM136 120V119H135ZM199 120V119H198ZM202 120H204L203 122H202ZM23 121H25V119L23 120ZM22 121V122H23ZM29 121V120H28ZM27 121V123L26 122H24V123H22L21 122V124H23V126H28V124L30 123V121L28 122ZM49 121V120H48ZM78 121L76 122V124H78ZM125 122L126 121V119L124 120H122V122ZM127 121H129V120H127ZM137 121V120H136ZM136 121H135V126L136 125H139L140 126V122H138L137 121V123H136ZM143 121H145V120H143ZM195 121H194V123H195ZM12 122L14 123V121H13V119H12ZM39 122H41V123H43V125H44V123L47 125V127L44 125V127L42 128L41 126H43V125H41V126H39L40 125V123ZM82 122V125L84 124ZM90 122V121H89ZM92 122H91V126L90 127H92L93 126V124H92ZM115 122V123H114ZM121 122V123H122ZM124 122H123V124H124ZM133 122V121H132ZM202 122V123H201ZM3 123V124H4ZM39 123V125L38 126H34L35 124H38ZM62 123V124H61ZM110 123V124H111ZM130 123V122H129ZM128 123V124H129ZM143 123H145V122H143ZM198 123V125H200ZM2 124V129H1V131H0V133L2 134V137H0V139L2 138V140L3 141H5L6 142V140L7 139H3V136L5 137L6 136V134L7 135H9L10 136V134L9 133H11V131L9 130V129H11V127H9V128H7L8 130H6V126H4ZM8 124H11V122L9 123L8 122ZM7 123H6V125H8ZM49 124H51V121L49 122ZM85 124H88V122H85ZM89 124H88V126H89ZM105 124L107 125L108 124V127L107 126H105ZM111 124V125H112ZM123 124H120V127L123 125ZM130 124H132V123H130ZM142 124V123H141ZM146 124V123H145ZM145 124L144 125H141L142 127V129H143V132L142 133H144L145 132V130L146 129H148V130H146L148 133V138H145V136L147 137V134H144V135H142L141 137L145 140L146 139V145L144 144L145 142H143L144 140L142 139V138H140V139H142V141H141V143L140 142H138V143H136V142H134L133 144H132V146L134 145V147L135 146H137L136 144H139L137 147H138V149L140 150V145H142L141 146V149H142V147L143 148H145V151H147L148 149H146L148 146H147V143H153L152 141H155L156 140V137L159 135V133H158V135L157 134H152L153 132H155V131H158V129L157 130H155L154 131V129H156V128H154V126L155 125H152L151 123L150 124H148V122H147V124H148V126L150 125V127H148L147 126V124H146V126H147V128L145 129ZM193 124V123H192ZM206 124H205V126H206ZM235 124V125H234ZM52 125H53V123H52ZM55 125V124H54ZM59 125V124H58ZM58 125H56V126H58ZM74 125H75V123H74ZM81 125V126H82ZM98 125V126H97ZM195 125V124H194ZM198 125H196V126H198ZM51 126V125H50ZM76 126V125H75ZM105 126V127H104ZM114 126V125H113ZM119 126V125H118ZM151 126H153V127H151ZM202 126H204L203 124H202ZM204 126V127H205ZM37 127V128H36ZM43 129H41V128ZM77 127H78V125H77ZM77 127L75 128V131H77L76 129H77ZM87 127V126H86ZM84 125H83V132H85V133H88L87 131L88 130H90V129H92V128H90V129H87ZM107 127V128H106ZM144 127V128H143ZM194 127V126H193ZM199 127H201V126H199ZM13 128V127H12ZM16 129L18 128V127H15ZM34 128H35V130H34ZM44 128H45V130L48 128V131L50 132H48L47 130V132L46 133H48V134H45L44 135V132L43 131H45L44 130ZM72 128V129H71ZM107 130H106V129ZM110 128H112V126L110 127ZM115 128V127H114ZM140 128V127H139ZM140 128V130H142ZM152 128H154V129H152ZM37 129V130H36ZM39 129V130H38ZM57 129H59V127L57 128ZM87 129V130H86ZM93 129L95 130V127H93ZM92 129V130H93ZM117 129V127L115 128V130ZM145 129V130H144ZM149 129H150V131L151 130H153V132H150L149 131ZM209 129V130H208ZM15 130V129H14ZM40 130H42V131H40ZM118 131H119V129H117ZM138 130V128L136 129V131ZM233 130H234V132H233ZM4 131H6V132H4ZM35 131V132H34ZM91 131V130H90ZM89 131V132H90ZM95 131V132H96ZM116 132V134L117 133H119V132ZM121 131V130H120ZM9 132V133H8ZM16 131H13V133H15ZM17 132H19V129H18V131ZM21 132V131H20ZM19 132V133H20ZM41 132H43V134L41 133ZM56 132V133H55ZM78 132V131H77ZM105 132H107L106 134H105ZM114 132V131H113ZM197 132V133H198ZM22 133V132H21ZM112 133V132H111ZM197 133H195V134H197ZM4 134V135H3ZM24 134V133H23ZM51 134H56L55 135V137H56V139H55V137L53 136V135H51V138H50V135ZM93 134H94V132H93ZM110 134V133H109ZM120 134H121V132H120ZM119 134V135H120ZM152 134V135H151ZM198 134V135H199ZM206 134V135H205ZM14 135V134H13ZM16 135H17V133L15 134V137H14V139L15 140H21V136H17L16 137ZM21 135V134H20ZM25 135V134H24ZM29 135H31V133H29ZM61 135V134H60ZM60 135L58 136V138L60 137ZM78 135H80L81 136V134H78ZM89 135V134H88ZM95 135V134H94ZM93 135V136H94ZM113 135V134H112ZM118 135V134H117ZM117 135H115V133H114V135L113 136H117ZM118 135V136H119ZM150 135V136H149ZM156 136V137H154L155 138V140H153L152 138V136ZM9 136H6V138L7 137H9ZM45 136V137H44ZM48 136H49V138H50V140H49V138H48ZM62 137V138H65V137ZM72 136V135H71ZM84 135L82 134V139L83 138H87L88 139V137H87V135L86 136H84ZM92 136V137H93ZM101 136V135H100ZM101 136V137H102ZM122 135H120L119 136V138H121V139H124L123 137H121ZM125 136H127L128 137V135H125ZM240 136V137H239ZM47 137V138H46ZM54 137V138H53ZM70 137V136H69ZM95 137H97L96 139H98V135L96 136H94V138ZM111 137V136H110ZM150 137H152L151 139V141H150ZM197 137V136H196ZM12 138H13V136L12 137H9V141H13V142H15L14 140H12ZM19 138V139H18ZM61 138V137H60ZM62 138H61V143H60V146H62L63 147V144H64V140L66 141L65 142V144L67 143V142H69V141H67L66 139H64V140H62ZM72 138V137H71ZM85 138V139H86ZM94 138H92V139H94ZM118 138V137H117ZM117 138H115V139H117ZM157 138H159V137H157ZM24 139V136L22 137V141L20 142V141H17V142H19L20 143V146H21V144H22V142L24 141L23 140ZM25 139H27L26 137H25ZM45 139H46V141H45ZM52 139V140H51ZM55 139V140H54ZM67 139H69V138H67ZM99 139H101L100 137H99ZM110 139H114V137L113 138H110ZM120 139V140H121ZM126 139V138H125ZM149 139V140H148ZM205 139V140H206ZM2 140L0 141V142H2ZM221 140V141H220ZM233 140V141H232ZM241 140V141H240ZM26 141V140H25ZM25 141L23 142L24 144H25ZM52 141V142H51ZM53 141L54 142H56V143H53ZM58 141V142H57ZM88 141V140H87ZM98 141H100V140H98ZM107 141H109V139L108 140H106L104 143H106V144H108V142ZM122 142L124 141V140H121ZM121 141H119L121 144L120 145H122V142ZM149 141V142H148ZM157 141L158 140H156V142H154V144L156 143L157 144ZM232 141V142H231ZM243 141V142H244ZM4 142V143H5ZM27 142V141H26ZM72 142V141H71ZM89 142V141H88ZM112 142H114V140H112L111 141V144H112ZM119 142H118V144L117 145H119ZM142 142H143V144H144V146H143V144H142ZM205 142V141H204ZM236 142V141H235ZM82 143H84V141L82 140ZM100 143H102L101 141H100ZM124 143H126V142H124ZM150 143V144H151ZM209 143H205V145L206 144H209ZM3 144V142L2 143H0V147H1V145ZM10 144L11 145H14V144H12L11 142H10ZM18 144V143H17ZM24 144H22V146L21 147H19V146H17L16 147V145H15V147H16V149L18 150V149H20L19 151H17V150H12V149H14V148H10V150L12 151V152H10V153H7L6 151L4 152V153H7V154H9V156L7 155V157L4 159V160H1V159H3V157L0 159L1 161H0V183L2 182V184H3V182H8L9 181V184H13V183H11L12 181H13V179L14 180H20V179H22L23 178V180L24 181H26V180H28L29 181V179H34V180H36L37 179V181H34V182H38L39 180L38 179H41V180H44V176H45V170H44V168H42V167H44V166H41L42 165V163H40V160H38V161H36L37 159H38V157H37V155H36V152H33L34 150H32L30 147H29V144L30 143H28V145L27 146H25ZM55 144V148L53 147L52 148V146ZM85 144H88V145H90L91 144V142H90V144L89 143H86L85 142ZM93 144V143H92ZM95 144V143H94ZM110 144V143H109ZM150 144H148V145H150ZM5 146L6 145H9L7 142L4 144ZM3 145V146H4ZM31 145V144H30ZM72 145L73 144H71V148H70V150H72L73 148H72ZM78 145V144H77ZM80 145V144H79ZM124 145V144H123ZM126 145V144H125ZM24 146V147H23ZM66 146H67V144H66ZM81 146H83L82 144H81ZM96 146H97V144H96ZM154 145H151L150 147H152L151 149H155V147H153ZM9 146H7V148H8ZM14 147V146H13ZM23 147V149L21 150V148ZM68 147V146H67ZM67 147H66V149H65V146L63 147V150L65 149L66 151H68L67 150ZM77 148H79L78 146H76ZM86 147V146H85ZM90 147V146H89ZM130 147V146H129ZM136 147V148H137ZM210 147V146H209ZM4 148V147H3ZM33 148V147H32ZM61 148V147H60ZM59 148V149H60ZM76 148V149H77ZM81 148V147H80ZM87 148H88V146H87ZM87 148H84V150H87ZM96 148V147H95ZM98 148V147H97ZM96 148V149H97ZM131 148V147H130ZM149 148V147H148ZM197 148V147H196ZM220 148H221V146L219 147V148H216V151L215 152H217V153H219V152H221V150H220ZM5 150H7L6 149V147L4 148ZM52 149H54L53 151H51ZM83 149V148H82ZM93 149H94V147H93ZM92 149V150H93ZM95 149V150H96ZM106 149V148H105ZM104 149V150H105ZM131 149H133V148H131ZM150 149V148H149ZM149 150L152 154H157L158 153V150H157V148L155 149V151L157 150V152H154V149L153 150ZM220 151H219V150ZM63 150H62V148H61V150H58L59 152L60 151H62V153H63ZM78 150V149H77ZM91 150V149H90ZM95 150H93V151H95ZM97 150H101V149H97ZM103 149H102V152L104 151ZM107 150V149H106ZM106 150H105V152H106ZM202 150V149H201ZM209 150H210V148H209ZM3 151V150H2ZM1 151V152H2ZM51 151V153H48V152H50ZM108 151V150H107ZM109 151H111V150H109ZM128 151V150H127ZM131 151H136V149L134 150H131ZM148 151V152H149ZM207 151H208V149H207ZM206 151V152H207ZM210 151H212V150H210ZM210 151H208L207 152V154H209L210 153ZM223 151V150H222ZM8 152H9V150H8ZM58 152V153H59ZM71 152L73 153V150L72 151H70V154H71ZM80 152L81 153H83V155H84V157H83V155L82 154H79L78 156L79 157H76L75 155H77V154H75V155H73L74 157H71L72 159H73V163L71 164L70 163V166H69V161L67 162L68 163V167H72L73 166V169H75L76 170V172H77V174H79V175H82L83 174V172L85 173V172H87V173H91L92 172V169H91V167L93 166V163H94V160H96V157H92V155H91V158L89 157V156H85L86 154H84L85 152L84 151H82L81 149H80ZM89 152V151H88ZM87 152V153H88ZM96 153H99V152H97V151H95ZM95 152H94V154H95ZM129 152V151H128ZM137 152V151H136ZM140 152V151H139ZM154 152V153H153ZM198 152V151H197ZM204 152V151H203ZM235 152V151H234ZM3 153V154H4ZM58 153H57V157H59V156H63L62 155V153L60 152V154L58 155ZM65 153H67V152H65ZM74 153H75V151H74ZM73 153V154H74ZM77 153V152H76ZM101 153V152H100ZM106 153H108V152H106ZM106 153H103V154H106ZM115 153V152H114ZM130 153V152H129ZM205 153V152H204ZM214 153V152H213ZM223 153V152H222ZM240 153V154H239ZM11 154V155H10ZM91 154H93L92 152H91ZM113 153H111V155H112ZM137 155H138V153H136ZM136 154L134 155V156H136ZM206 154V155H207ZM210 154H212V153H210ZM209 154V155H210ZM2 155V154H1ZM4 155H6V154H4ZM99 156H100V154H98ZM109 155V154H108ZM121 155V154H120ZM129 155V154H128ZM130 155H132V153H130ZM146 155V154H145ZM160 155V153L158 154V156ZM197 155V154H196ZM200 155V154H199ZM218 155V154H217ZM34 156H36L37 157V159L34 157ZM68 155L66 154V158H68L67 157ZM116 156V155H115ZM123 157H125L126 155H122ZM133 156V155H132ZM140 156H142V157H137L136 156V160H134V163H135V161H137L138 159V161H137V163L139 164H142L143 166H144V164L146 163H141V162H139L140 160H142V162L144 161V158L146 157V156H144V155H142V153L140 154ZM144 156V157H143ZM157 156V155H156ZM212 156V155H211ZM214 156H216V155H214ZM233 156V157H232ZM1 157V156H0ZM53 157H55V156H53ZM52 157V159H56V157L55 158H53ZM76 157V158H75ZM87 157V158H86ZM101 157V156H100ZM100 157H98V158H100ZM103 157V156H102ZM102 157H101V160L103 161V162H101V160L100 159H98V160H100V162L101 163H103V165H104V167H103V165L101 164V163H98V162H96V163H94V165H96L95 167H96V169H97V171H101L100 173H102L103 175H104V177L105 178H107V179H109V180H112V181H115L116 180V182L118 183V184H121V182L119 183V181L118 180H120V181H126L125 183L127 184V187L130 185L131 187H136L137 185H138V187L140 186V187H145V188H147V190L145 189V192H147L148 190H149V187H151L152 188V186H151V184L153 185V187H157L158 185L160 186L161 185V183H162V181H161V179H162V177L164 176V174L162 173V168L164 167H161V166H158L159 165V163L161 162V164L160 165H162L163 163V160H159V162H158V165L155 163V160H157V159H154V158H151V157H146L147 159H149L150 160V158H151V160H153L154 159V162L153 161H151V162H149L150 164L151 163H153V165H154V163L157 165V167L156 166H153V167H156V168H153L150 164H149V166L151 167V168H148L149 166H147L148 164L146 163L145 165L147 166V168H144L143 169V167H142V169L144 170V172L143 173H140V172H142V171H140L139 173H137V175L138 176H135L134 175V173L132 172L133 171V169L131 170V167H132V165H135V164H132V162H129V161H125V160H122V159H125V158H127V159H129L128 157H130V156H126L125 158H123V157H119V158H115L114 157V159H113V157H112V159H109V157H108V161L106 160V159H104V157H103V159H102ZM106 157V156H105ZM111 157V156H110ZM213 157V156H212ZM35 158V159H34ZM59 158H61V157H59ZM63 158H64V156H63ZM70 158V157H69ZM70 158V159H71ZM134 158V157H133ZM145 158V161H147V159ZM62 159V158H61ZM60 159V160H61ZM65 159V158H64ZM72 159H71V161H72ZM116 159V160H115ZM225 159V160H224ZM228 159H230L229 161H228ZM57 160L59 161V159L57 158L56 159V162H57ZM63 160V159H62ZM68 160V159H67ZM66 159L64 160V163L67 161ZM105 160H106V162H105ZM30 161V162H29ZM46 161V160H45ZM158 161V160H157ZM222 161V160H221ZM14 162H15V164H14ZM130 164V166L129 165H127L128 163ZM148 162V161H147ZM46 163H47V161H46ZM52 163V162H51ZM64 163H63V165L62 164H60L61 166H64ZM98 163V164H97ZM27 164L29 165L27 168H26V166H27ZM48 164V163H47ZM86 164H88V166L86 165ZM216 164V163H215ZM55 165V164H54ZM65 165H67V164H65ZM127 165V166H126ZM164 165V164H163ZM207 165V164H206ZM208 165H209V163H208ZM206 166L207 168H205L204 167V165L202 164V167H204L205 169H207L208 171H209V169L208 168H213V167H211V166H213V165H209V166ZM87 166V167H86ZM146 166H144V167H146ZM228 166V167H227ZM260 166H258V167H260ZM261 166V167H262ZM94 167V166H93ZM133 167H139V170H142V169H140L141 167L138 165H136V166H133ZM158 167H161V168H158ZM201 167V169L203 170V168ZM216 167V166H215ZM65 168H66V166H65ZM137 168H136V170H137ZM226 168H228V171L226 170ZM69 169H71V170H73L72 168H68V169H66L67 171H68V175H69V172L71 171V170H69ZM146 169H148L147 170V173H146ZM151 169H153V171H152V173L155 171V173H156V171L158 170V172L159 171H161V172H159V175H157L156 176V174L154 173L153 175L154 176H156V177H158V179H160V181H161V183L160 184H157L159 181H157L158 179L155 177H150L149 178V176L147 175V174H149V173H151V172H148L149 170H151ZM161 169V170H160ZM163 169H165V168H163ZM205 169H204V171H205ZM65 170V169H64ZM138 170V171H139ZM45 171V172H44ZM91 171V172H90ZM164 171V170H163ZM213 171V169L212 170H210L209 172L210 173H213L212 172ZM237 171L235 172V173H237ZM209 172L207 173V172H204V173H206V175H204V176H208V174H209ZM71 173V172H70ZM151 173V174H152ZM224 173V172H223ZM240 173V172H239ZM238 173V174H239ZM75 174V173H74ZM93 174H94V172H93ZM222 174V173H221ZM231 174V173H230ZM90 175V174H89ZM91 175H92V173H91ZM152 175V176H153ZM161 175H163V176H161ZM203 175V174H202ZM210 175H212V174H210ZM219 175V174H218ZM224 175V174H223ZM46 176H47V174H46ZM87 176H88V174H87ZM93 176V175H92ZM95 176V175H94ZM151 176V175H150ZM219 176H221V175H219ZM48 177H49V175H48ZM66 177V176H65ZM138 177V178H137ZM159 177H161V178H159ZM43 178V179H42ZM47 178V177H46ZM45 178V179H46ZM59 178V177H58ZM67 178H68V176H67ZM137 178V179H136ZM164 178V177H163ZM157 179V180H156ZM32 180H30V181H32ZM50 181H51V179H50ZM14 182V181H13ZM5 183V184H6ZM19 183H20V181H19ZM24 183V182H23ZM26 183V182H25ZM124 183V184H125ZM239 183V184H238ZM4 184V185H5ZM8 184V183H7ZM37 184V183H36ZM125 184V185H126ZM129 184V185H128ZM155 184H157L156 186H155ZM236 185L237 186H239V187H237V188H234V189H231V194H232V199L230 200V204H229V202H228V204L229 205H227L226 203H224L225 205V208H228V209H226V210H231L233 213L232 214H234L235 216L236 215H238V216H236V220H233L234 222H230L229 221V225H228V227L227 228H225V231H224V233H223V236H221V237H217V238H215V242H213V243H209L208 242V240H207V243H204V239H206V236H208V235H203V236H201L200 237V239H202V240H198V241H200L199 242V247H200V249H203L204 251V253L206 254L207 253V262H205L204 264H219V263H223V264H225V262H227L228 263V260H230L229 262H234L235 263V261H234V259H237V257L238 256H240V254L242 253V252H245V250L247 251L250 247L251 248H254V244H255V246H256V241L258 240V239H260V240H262V237L260 238V236L262 235L263 237H264V221H263V224H258V223H256L257 221H259L258 219H262L263 220V218H264V169L261 171H258V173H255V174H251L249 177L248 176H246L245 178H239V179H237V182H236ZM7 187L9 186V185H6ZM18 186V185H17ZM84 186V185H83ZM129 186V187H130ZM159 186L157 187V188H159ZM139 187V188H140ZM161 187V186H160ZM14 188H15V186H14ZM137 188V187H136ZM212 188V187H211ZM211 188H208V190L209 189H211ZM83 190V188H81V187H79V189L78 190ZM100 189H103V188H100ZM141 190H143L142 188H140ZM139 189V190H140ZM153 189V188H152ZM160 190H161V188H160ZM84 191H85V188H84ZM87 191V190H86ZM85 191V192H86ZM144 191V190H143ZM151 191H154V190H151ZM158 192H159V190H157ZM213 191H215V190H213ZM85 192H83L84 194H85ZM88 192H89V190H88ZM216 192V191H215ZM54 193V192H53ZM57 193V192H56ZM63 193V194H62ZM64 193H66V191L65 192H63V190H61V196L60 197H62V196H65V194ZM67 194V193H66ZM89 194V196H90V193H87L86 192V194L85 195H88ZM107 193H105V194H102V195H106ZM155 194V193H154ZM211 194V190H210V192H209V195H208V197L209 196H211L210 195ZM212 194L214 195L215 193H213L212 192ZM28 195V194H27ZM109 195H111V194H107V197H109ZM213 195H212V197H213ZM34 196V198L32 197V199L30 200V201H28V202H26V200H27V198H21V197H19V196H12V195H7V196H1L0 195V247L2 248V247H6L7 249H5L4 251L5 252H8V254H5V255H7L6 256V260L5 259H3V260H5L6 262V264L7 263H9V264H17L18 262L17 261H19V263L20 264H22V261L20 262V260L22 259V258H20L19 259V257H22V255H19V254H23V259H24V262H28L29 260H27V258H25V257H27L28 256V254H30V252H32V251H30L31 249H33L34 247H37L38 246V249H40L39 248V246L41 247V249H40V252L39 253H35V255H32L31 256V258H29L28 257V259H31L30 261H29V263L30 264H53L54 262H56L57 264H60L61 262H59L60 260L59 259H62L63 260V262H65V263H69L68 262V258H71L72 256H75V259H76V256H79L78 258H83V259H81V260H84V259H87L86 260V263L87 264H90V258H92L93 256H98V257H96V258H98V259H95V258H93V260H98V264H168V262H166L163 258H161L162 257V255L163 254H165V253H167V252H161V251H158V252H156V250H155V248H154V250H149V251H152V253L150 254L149 253V251H148V249H147V247L150 245H144V243H145V241L142 243V245H140V247H143V245H144V249L143 250H141L140 248H138V250L140 249V254H138L137 255V251L135 252L136 253V255L137 256H135V257H133V256H131V252L129 253V254H126L125 253V257L124 256H120L119 254H117V251H116V249L115 248H117V247H119V246H115V248H113L112 250L113 251H115L114 252V254H113V252H112V250H111V252H109V250L112 248L111 246H114V245H111V244H113V243H111L110 245L111 246H109L108 244H109V241L107 240L106 241V238H104L103 239V237L101 236V228H100V230H99V235L101 236V238L100 237H98V238H100V239H98V240H96V239H92V241L90 240V244H85L84 245V247H80V241L79 240H75V241H73V240H71V241H73V243H75V247L73 246L72 247V245H70V243H71V241H69L70 240V237L68 238L67 236V238H68V241L70 242L69 243V246H70V248L73 250H70V252L68 251L69 250V247L67 246V244L68 243H66V240H67V238H63V236L61 235V234H65V233H67V232H69L70 231V229H69V231H68V225H71V226H76L75 224L74 225H72V223L74 222L75 223V220L73 221V222H71L70 221V223H69V220L71 219V218H73V215H74V211H78V210H76V208L74 209L73 207H71V211H72V208L74 209L72 212H70V213H73V215L68 219L67 217V213H65L66 211L65 210H63L64 209V207H63V205H65V204H61L60 203V205L61 206H58V205H56L57 204V201L58 200H56L57 198V196H55V193L53 194V196H55V197H53L52 199L50 198V195H49V193H40V194H38V195H33ZM112 196V195H111ZM87 197V196H86ZM91 197V196H90ZM105 197V196H104ZM117 197H119L118 195L116 196V198L115 197H112V199L113 200H116V199H118ZM120 197L121 198H119L118 200H120V199H123L122 198V196L120 195ZM63 198H65V197H63ZM63 198H60V199H62L61 201H63ZM106 198V197H105ZM104 198V199H105ZM211 198V197H210ZM11 199H12V201H11ZM24 199V200H23ZM26 199V200H25ZM87 199V198H86ZM85 198L83 199V202L86 200ZM111 200L110 198H107L106 199V201L107 200ZM14 200H16V201H18V203H19V201H20V206L15 202V203H13V206H11V202H14ZM56 200V201H55ZM90 200V199H89ZM112 200V201H113ZM26 203H25V202ZM65 201V200H64ZM111 201V202H112ZM22 202H24L23 203V205H22ZM55 202V203H54ZM60 202V201H59ZM78 202H80V201H78ZM78 202H76L75 203V205H82L83 204V202H82V204L81 203H79L78 204ZM110 202V201H109ZM119 202H121V200L119 201ZM217 201H215V203H216ZM94 203V202H93ZM116 202H112L111 204L113 205H116L115 204ZM127 203H129V202H127ZM218 203V202H217ZM67 204V203H66ZM110 204V203H109ZM124 204V203H123ZM123 204H122V202H121V204H119L118 203V205H122L121 207L123 208ZM212 204V203H211ZM69 204H67V206H68ZM79 205V207L81 208V206ZM93 205H94V207H96V204H92L91 203V213L92 214H94L92 211V209H95L96 210V208H93ZM112 206V207H114V210L116 211V213H117V209L118 208H116L115 206ZM215 204L213 203L211 206H214ZM217 205H219V203L217 204ZM217 205H215L216 206V208H217ZM221 206L223 205V204H220ZM218 206V208H219V210L220 209H224V207H222L221 208V206ZM227 205V206H226ZM87 206V205H86ZM86 206L84 207L85 209H87L86 208ZM89 206L90 205H88L87 207H88V209H87V212H88V210H89ZM102 206V205H101ZM103 206H105V205H103ZM117 206V205H116ZM130 206H131V204L129 203V205H127V207H129L130 208ZM133 206V205H132ZM138 206V205H137ZM75 207V206H74ZM77 207V206H76ZM120 207V206H119ZM120 207V208H121ZM59 208H61L62 209V211L59 209ZM80 208H78V209H80ZM84 208H82V210H84V211H81V212H83V214H81L80 215V217L82 216V218H83V216H85L86 214L87 215H89V212L88 213H86V214H84V212L86 211ZM122 208L120 209V211L118 210V213H117V216H115L116 218H118L117 220H120V218L122 219V215H124L123 216V218L124 217H128L129 215H127L126 216V214L128 213L129 214V212H131L130 214H132V215H130L129 217H132L133 216V214H135V212H137L138 210L136 209L137 207H134V210L136 209V211H134V212H132V211H130L131 209H133V207H131V209L129 210V212H124V208H123V212H121V210H122ZM126 208V207H125ZM128 208V209H129ZM211 208H214V207H211ZM69 210H70V208H68ZM60 210V211H59ZM81 210V209H80ZM94 210V211H95ZM99 210V209H98ZM112 210V209H111ZM127 210V209H126ZM213 210V209H212ZM218 209H216L215 210V208H214V211L216 212ZM23 212V213H21V212ZM102 211V210H101ZM113 211V210H112ZM115 211H113L114 212V214H116L115 213ZM223 211V210H222ZM224 211H225V209H224ZM20 212V213H19ZM96 212L97 211H95V214H96ZM119 212H121L122 214H120ZM221 212V211H220ZM219 211H218V213H220ZM66 215H65V214ZM69 213V214H70ZM79 213V212H78ZM99 213V212H98ZM96 214V215H92L93 216V218L95 217V216H97V218H99V214ZM125 213V214H124ZM227 212H225V214H226ZM228 213H230V211H228ZM231 214V213H230ZM86 215V216H87ZM121 215V216H120ZM214 215H215V213H214ZM220 215V214H219ZM64 216H67V217H65V218H67V220H68V222H67V220L65 219H63L64 218ZM75 216V215H74ZM85 216V217H86ZM118 216H120V218L118 217ZM218 217V214L217 215H215V217ZM221 216V215H220ZM234 216V217H235ZM19 217V218H18ZM22 219H21V218ZM80 217H78L77 219H79ZM84 217V218H85ZM91 217V216H90ZM102 217V216H101ZM105 217V216H104ZM104 217H102L103 219H104ZM114 217V218H115ZM263 217V218H262ZM88 219H89V217H87ZM113 218V217H112ZM112 218H111V222L114 220H112ZM19 219H21L22 221H18ZM87 219V220H88ZM92 219V218H91ZM102 219V220H103ZM125 219V218H124ZM72 220V219H71ZM90 220V219H89ZM96 220V219H95ZM101 220V219H100ZM261 220V221H262ZM64 221V222H63ZM65 221L67 222V224L65 225ZM92 221V220H91ZM99 221V220H98ZM104 221V220H103ZM127 220H125V222H126ZM129 221V220H128ZM127 221V222H128ZM261 221H259V222H261ZM104 222H106V220L104 221ZM114 222H116V221H114ZM121 222V221H120ZM89 223V222H88ZM87 224V223H86ZM100 224V226H101V223H99ZM103 224H105V223H103ZM106 224H107V222H106ZM104 225V226H107V228L108 229H110V228H112V227H108V224L107 225ZM113 225V224H112ZM64 226H67V227H65L64 228ZM103 226V227H104ZM102 227V226H101ZM102 227V229H103V231L104 230H106V229H104V228H106V227H104L103 228ZM114 227V226H113ZM116 227V226H115ZM114 227V228H115ZM124 228H125V226H124ZM127 228V227H126ZM126 228H125V231H126ZM143 228V227H142ZM65 229V230H64ZM261 231H260V230ZM112 230H113V228H112ZM111 229H110V231H112ZM216 230H217V232L219 231L218 229H215V230H213V232H216ZM102 231V232H103ZM110 231H106V232H108V233H106V234H109L110 233ZM114 231V230H113ZM205 231V230H204ZM211 231V230H210ZM221 231V230H220ZM208 232V231H207ZM213 232H211V233H213ZM216 232V233H217ZM103 233H105V232H103ZM112 233V232H111ZM206 233V232H205ZM210 233V234H211ZM56 236H59V235H61V237L59 236V237H54L55 235ZM70 234V233H69ZM68 234V235H69ZM209 234V235H210ZM53 235V236H52ZM154 236V235H153ZM152 236V237H153ZM109 238V237H108ZM199 238V237H198ZM57 239V240H56ZM103 239V240H102ZM111 239V238H110ZM158 239V238H157ZM156 239V240H157ZM94 240V241H93ZM159 240H161V239H159ZM259 240V241H260ZM67 241V242H68ZM114 241V240H113ZM143 241V240H142ZM163 241L164 240H162V242H161V244H163ZM259 241H257V242H259ZM108 242V243H107ZM132 242H134V241H132ZM131 242V243H132ZM159 242V241H158ZM255 242V243H254ZM45 243H48L47 245L48 246H50V247H52V248H54V249H51V248H49L47 245V248H48V251L50 250V252H52V253H50V252H47V248H46V250L44 249V245L43 244H45ZM94 243H96V244H94ZM130 243V242H129ZM130 243V244H131ZM254 243V244H253ZM72 244V243H71ZM125 245H129L128 244V242L127 243H124ZM146 244V243H145ZM160 244V245H161ZM165 244V243H164ZM258 244V243H257ZM42 245H43V247H42ZM52 245V246H51ZM96 245V246H95ZM124 245V246H125ZM252 245V246H251ZM264 245V244H263ZM67 246V247H66ZM122 246H123V243H122ZM145 246H147V247H145ZM4 247V248H5ZM157 247V246H156ZM44 250H43V249ZM56 248V249H55ZM67 248V249H66ZM149 248V247H148ZM159 249H161V247H158ZM3 249V248H2ZM115 249V250H114ZM147 249V250H146ZM153 249V248H152ZM162 249L163 250H165V247L163 246L162 247ZM42 250V251H41ZM52 250H55L54 251V253H53V251ZM192 250V249H191ZM3 251V252H4ZM11 251V252H10ZM29 252V253H27V252ZM43 251H45V252H43ZM70 253L71 255L74 253V255H70L69 254V257H68V254L66 253ZM142 251V252H141ZM147 251V252H146ZM2 251L0 250V253H1ZM23 252V253H22ZM34 252H35V250H34ZM73 252V253H72ZM33 253V252H32ZM65 253H66V255H65ZM144 253V254H143ZM147 253V254H146ZM196 252H192V251H190L189 252V254H188V256L189 257H192L193 258V256H194V254H195ZM34 254V253H33ZM116 254V255H115ZM146 254V255H145ZM82 255H83V257H82ZM113 255V256H112ZM132 255H133V252H132ZM237 255V256H236ZM19 256V257H18ZM35 256V257H34ZM166 256V255H165ZM164 255H163V257H165ZM17 257H18V259H17ZM32 257H33V260H32ZM236 257V258H235ZM89 258V259H88ZM161 258V259H160ZM166 258V257H165ZM25 259L27 260V261H25ZM79 259V260H80ZM163 259V260H162ZM3 260H2V262H1V259H0V264L1 263H3ZM70 260V259H69ZM77 260V259H76ZM75 260V261H76ZM93 260H91V263H94L93 262ZM232 260V261H231ZM238 260V259H237ZM87 261H89V262H87ZM121 261H124L125 263H123V262H121ZM127 261V262H126ZM17 262V263H16ZM83 262V261H82ZM5 263H3V264H5ZM18 263V264H19ZM28 263V264H29ZM55 263V264H56ZM84 263H85V260H84ZM96 263V264H97ZM231 263H228V264H231ZM23 264H25V263H23ZM246 264H264V246L263 247H257L256 248V256L254 257V258H252V259H250Z\"/></svg>",
	"mask_w": 264,
	"mask_h": 264
},
{
	"label": "crops",
	"instance_id": "0c3cea01",
	"mask_svg": "<svg viewBox=\"0 0 264 264\" xmlns=\"http://www.w3.org/2000/svg\"><path fill=\"white\" fill-rule=\"evenodd\" d=\"M49 90V89H48ZM47 90V91H48ZM52 90V89H51ZM54 90V89H53ZM69 90L70 89H68L67 91L69 92ZM41 92L42 90H38V92ZM46 91V90H45ZM44 91V92H45ZM61 91H62V89L60 90H56V92L55 91H51V93L52 94H50V90L48 91L49 93L47 94V92L45 93L46 95H44V97L46 96L47 98L49 97L48 95L50 94V97L51 96H53V95H55V93L56 94H58V92H59V95H57V96H53L54 98L55 97H59V100L61 99L60 98V93H61ZM67 91L66 90H64V94H66L65 96H64V94H62L61 96H63V100L65 101L66 100V98H72V99H74L75 101H77V102H83L84 100L83 99H81V98H79V97H77L78 95H76L78 92H76V90H72L71 89V94L74 96V95H76L75 97H73V96H71V95H68V94H70V93H67ZM75 93H73V92ZM80 91V90H79ZM43 92V93H44ZM63 92V91H62ZM66 92V93H65ZM79 93H81V91L79 92ZM78 93V94H79ZM35 94H37V93H35ZM34 94V95H35ZM85 94V93H84ZM42 95V94H41ZM79 95H82V94H79ZM86 95V94H85ZM42 97L43 96H41V99H39L38 97H36V98H38L39 100H38V103H36L35 102V100L33 101V105H34V103L35 104H38V107H40L39 106V101H41L42 103H43V100H45L46 101V97H45V99H42ZM66 97V98H65ZM32 99H33V97H31ZM50 99V98H49ZM52 99V98H51ZM51 99H50V101H51ZM26 100H27V98H26ZM62 100V99H61ZM60 100V102L62 103V101ZM30 101H31V99H30ZM29 101V102H30ZM37 101V100H36ZM53 101V100H52ZM51 101V102H52ZM55 101H57V103H55V104H58V99L57 100H55ZM54 101V102H55ZM67 101V100H66ZM71 100H69V102H70ZM73 101V100H72ZM46 102H48L49 103V101L47 100ZM50 102V104H52V105H54L53 103H51ZM59 102V103H60ZM74 102V101H73ZM73 102H70V103H72L73 104ZM65 103H68V102H65ZM44 104V103H43ZM46 104V103H45ZM45 104L43 105V106H45ZM50 104H47L46 106H48V105H50ZM74 104H78V103H74ZM80 104V103H79ZM40 105H41V103H40ZM52 105H50V107L49 108H51V106ZM35 106V105H34ZM37 107V106H36ZM42 107V106H41ZM53 108H55V106L53 107ZM51 110V109H50ZM56 111V110H55ZM42 112V111H41ZM41 112H39V115L38 116H40L41 117V115H42V113ZM52 112H54V110L52 111ZM44 113V112H43ZM45 113H46V111H45ZM49 113V112H48ZM55 113V112H54ZM41 114V115H40ZM50 114H52V113H50ZM44 116H45V119H46V117L48 118V120L46 121V122H53V117L55 116V114L53 115L52 114V116L51 115H48L47 113L46 114H43ZM42 115V116H43ZM47 115V116H46ZM33 116H34V114H33ZM32 116V117H33ZM37 116V117H38ZM43 116V117H44ZM67 116V115H66ZM35 117V116H34ZM67 117H70V116H67ZM39 118V117H38ZM65 118V117H64ZM63 118V119H64ZM40 119V118H39ZM42 119H44V118H42ZM41 119V120H42ZM67 120V119H66ZM44 121V120H43ZM66 128V127H65ZM68 129V128H67ZM67 129H65L66 131H67ZM68 131H69V129H68ZM67 134V133H66ZM66 134H65V138H62L63 136H61L60 135V137L62 138V140H64V139H66L67 141H69L68 139H67V137H66ZM57 136V135H56ZM59 136V135H58ZM58 136H57V139L60 141L59 143H56V142H54L53 141V143H56V145H57V148H58V145H59V148L61 147L62 148V150H63V147L65 146V149H66V147L68 146V143L69 142H67L66 144H67V146H66V144H65V140H64V144H63V147L62 146H60V143H61V138L59 137L58 138ZM45 137V136H44ZM54 137H55V135H54ZM53 137V138H54ZM47 138V137H46ZM48 138H49V136H48ZM50 138H51V135H50ZM50 138H49V140H50ZM55 139H56V137H55ZM54 139V140H55ZM52 140V139H51ZM45 141H46V139H45ZM52 142V141H51ZM58 142V141H57ZM62 144V143H61ZM55 148L56 146H55V144L52 146V148ZM57 149V152H55V150L54 149H52L51 151H53V153H55V155H51V156H56L57 155V153L59 152L58 150H61V148L60 149ZM56 149V148H55ZM63 150V153H62V151H60L61 153H62V155H64V158L67 160L65 163L68 165V163H69V166H70V163L72 164L73 163V159L71 158V157H74L73 155H75V154H77V155H75L76 157H79L80 155L79 154H81V152L80 151H77V153H76V151H75V153H74V151H73V153L71 152V154H70V151H72V150H70V148L69 147H67V150L68 151H66V150ZM51 151L50 152H48V153H51ZM60 152L58 153V155L60 154ZM65 152H67V153H65ZM66 154L68 155L67 157L68 158H66ZM47 156V158H48V156H50V154H46ZM61 155V154H60ZM79 155V156H78ZM82 156V155H81ZM80 156V157H81ZM57 157V156H56ZM72 159V161H71V159ZM75 157V158H76ZM84 157V156H83ZM45 158V157H44ZM43 157H42V159H44ZM82 158V157H81ZM64 159V160H65ZM69 161V162H68ZM68 162V163H67ZM74 164V163H73ZM69 168H72L73 169V166L72 167H69ZM152 171H153V169H151V170H149L148 172H151L152 173ZM101 172V171H100ZM158 172V170L156 171V173ZM147 173V172H146ZM151 173H149L151 176L155 173V171L151 174ZM155 173V174H156ZM154 176V175H153ZM157 184H160V183H157ZM157 184H155V186L157 185ZM84 186H86V185H84ZM83 185H76V188L74 189V188H72L70 191H66V193H64L65 194V196H63V197H65L66 198V202L64 203L65 205H63V207H64V209L63 210H67L65 213H67V216H64V220L66 219L67 220V218L69 219L72 215H73V213H74V215H73V218H71L70 220H69V223H70V221L71 222H73L74 220H75V223L73 222L72 223V225H76V226H71V225H68L67 224V222H68V220H67V222L65 221V225L67 224L68 225V231H69V229H70V231L69 232H67V233H65L64 235L63 234H61L62 236H63V238L65 237V238H67L68 236L70 237V240L69 241H71V240H73V241H75V240H79L80 241V247H84V245L85 244H90V240L92 241V239H96V240H98V239H100L101 238V236L103 237V239L104 238H106V241L108 240L109 241V246H111V245H114V246H111L112 248L109 250V252H111V250L113 249V248H115V246L117 247V246H119V247H117V248H115L116 249V251H117V254H121V255H125V253L126 254H129L130 252H131V256H133V257H135V256H137L138 254H140L139 252H140V249L141 250H143L144 249V245H149L148 247L147 246H145V247H147V249H148V251L151 249V250H154V248H155V250H156V252H158V251H161V252H167V246H166V244H164V243H166V240H167V237H168V231H169V223H170V220H173V219H171V217H173V215L169 212L168 213V208H167V206L165 205V204H163V203H165V201H166V199H168L169 200V198H170V195H169V193H167L168 191H167V189H166V186H164L162 183H161V187L159 186V188H157V187H153V185L151 184V186H152V188L151 187H149V190L147 191V192H145V189L147 190V188H143V187H140V188H142L143 190H141L139 187H138V185L136 186V187H131V189H129L128 191L129 192H134V193H136L135 195H132L131 197H132V200L133 201H135L136 203H140V202H146L147 203V201H150L149 200V198L150 197H154V198H156V200H157V203L159 204V205H157V206H151L150 204H148L149 205V210H151V212H148V214L147 215H145V214H140V212L138 211L137 213L138 214H136L135 216H132V217H130L129 219H125V220H129L128 222L126 221L125 222V220L123 219H121L120 218V216H118L119 218H120V220H117L118 218H112L109 214L108 215H106L105 217L104 216H102V217H104V219L101 217V216H99V218H97V216H95L94 218H93V216L94 215H96L95 214V211H97V212H105V208H104V206H101V205H98V204H96V207H94V205H93V208H96V210L95 209H92L93 211V213L94 214H92L91 213V204H89L90 206H89V210H88V212H89V215H87L86 213H88L87 212V209H88V207L86 206V208L87 209H85L84 207V203H86V200L83 202V199L84 198H86V196L87 195H85L86 194V192H88V190H89V192L91 193V194H95V195H98V196H95L94 198H97L98 200H100V202L102 203V204H104L105 203V201H106V199H104V196L103 195H100L98 192H105V191H107V192H112L111 191V189H110V186L109 185H105V184H96V185H94V186H90V189H87V188H85ZM88 186V185H87ZM79 187H81V188H83V190H78L79 189ZM84 188H85V191H84ZM100 188H103V189H100ZM160 188H161V190H160ZM140 189V190H139ZM151 190H154V191H151ZM157 190H159V192L157 191ZM83 192H85V194L83 193ZM155 193V194H154ZM116 194H113L111 197H110V199L111 200H109L110 202L114 199H112V197H115L116 198ZM119 196V195H118ZM69 198H70V201L68 202V200H69ZM118 199L119 198H121L120 196L119 197H117ZM118 199H116V200H113L112 202H118V203H120L119 201L121 200V201H125L126 199L125 198H123V199H120V200H118ZM78 201H80V202H78ZM83 202V204H82V202ZM108 201V200H107ZM71 202V203H70ZM76 202H78V204L79 203H81L82 205H80L81 206V208L79 207V205H75V203ZM69 204L68 206H67V204ZM77 204V203H76ZM73 207L74 209L76 208V210H78V211H74L73 213H70V212H72L74 209L72 208V211H71V207ZM75 206V207H74ZM77 206V207H76ZM91 207V208H90ZM68 208H70V210L68 209ZM78 208H80V209H78ZM82 208H84L86 211L84 212V214H86L85 216H83V218H82V216L80 217V215L81 214H83V212H81V211H84V210H82ZM61 211H62V209L61 208H59ZM99 209V210H98ZM137 209V208H136ZM59 210V211H60ZM95 210V211H94ZM102 210V211H101ZM70 211V212H69ZM79 212V213H78ZM64 213V214H65ZM70 213V214H69ZM81 213V214H80ZM115 213H116V211H115ZM117 213H118V210H117ZM117 213H116V215L115 216H117ZM120 214H121V212H119ZM171 214V215H170ZM66 215V214H65ZM93 215V216H92ZM91 216V217H90ZM171 216V217H170ZM65 217H67V218H65ZM78 217H80L79 219H77ZM85 217V218H84ZM87 217H89V219L87 218ZM92 218V219H91ZM111 218H112V222H111ZM150 218H152V219H154V221H152ZM157 218V219H156ZM88 219V220H87ZM96 219V220H95ZM101 219V220H100ZM105 221L106 220V222H107V224H108V227L110 226V227H112L113 228V230H112V228H110L112 231H110V229H108L107 228V226H104L105 224H106V222H104L103 220ZM92 220V221H91ZM99 220V221H98ZM114 221H116V222H114ZM121 221V222H120ZM64 222V221H63ZM89 222V223H88ZM87 223V224H86ZM99 223H101V226L103 227H106V228H104V229H106V230H104L103 231V229H102V227L100 226V224ZM103 223H105V224H103ZM106 224V225H107ZM113 224V225H112ZM180 226H181V224H179ZM115 228H114V227ZM124 226H125V228H126V231H125V228H124ZM65 227H67V226H64V228ZM143 227V228H142ZM100 228H101V236L99 235V230H100ZM66 229V228H65ZM64 229V230H65ZM67 230V229H66ZM110 231V233L109 234H106V233H108V232H106V231ZM105 232V233H103V232ZM112 232V233H111ZM70 233V234H69ZM69 234V235H68ZM55 235V234H54ZM61 235H59L60 237H61ZM154 235V236H153ZM53 236V235H52ZM59 236H54V237H59ZM67 236V237H66ZM153 236V237H152ZM68 237V238H69ZM98 237H100V238H98ZM109 237V238H108ZM68 238H67V240H66V243H68L67 244V246L69 247V252H70V250H72L71 248L74 246H76L75 245V243H73V241H71V243L68 241ZM111 238V239H110ZM158 238V239H157ZM102 239V240H103ZM157 239V240H156ZM159 239H161V240H159ZM114 240V241H113ZM143 240V241H142ZM162 240H164L163 241V244H161V242H162ZM68 241V242H67ZM94 241V240H93ZM99 241V240H98ZM112 241V242H111ZM132 241H134V242H132ZM145 241V243H144V245H143V247H140V245H142V243ZM159 241V242H158ZM113 243V244H111V243ZM128 242V244L129 245H125L124 243H127ZM131 244H130V243ZM69 243H70V245H72V247L70 248V246H69ZM108 243V242H107ZM122 243H123V246H122ZM94 244H96V243H94ZM111 244V245H110ZM140 244V245H139ZM161 244V245H160ZM125 245V246H124ZM133 245H137L138 246V248H140L139 250L137 249V252L136 251H133L132 249H131V247L133 246ZM66 246V247H67ZM96 246V245H95ZM157 246V247H156ZM165 247V250H163L162 249V247ZM158 247H161V249H159ZM143 248V249H142ZM153 248V249H152ZM67 249V248H66ZM114 249V250H115ZM146 249V250H147ZM158 250V251H157ZM73 251V250H72ZM130 251V252H129ZM66 252V251H65ZM112 252H113V254H114V252L115 251H113L112 250ZM129 252V253H128ZM132 252H133V255H132ZM137 253V255H136V253ZM142 252V251H141ZM147 252V251H146ZM152 253V251H149V253ZM67 253V252H66ZM66 253H65V255H66ZM73 253V252H72ZM116 253V252H115ZM150 253V254H151ZM68 254V257H69V254L70 253H67ZM144 254V253H143ZM147 254V253H146ZM145 254V255H146ZM71 255V254H70ZM72 255H74V253L72 254ZM71 255V256H72ZM116 255V254H115ZM130 255V254H129ZM113 256V255H112ZM79 256H76V261H84L85 260V262H86V260L87 259H84V260H81V259H83V258H78ZM82 257H83V255H82ZM96 257H98V256H96ZM95 256H93L92 258H88L89 260H90V264H91V260H93V258H95V259H98V258H96ZM70 259V260H69ZM73 259H75V256H72L71 258H68V262H70V261H74ZM80 259V260H79ZM99 260V259H98ZM98 260L96 261V260H93V264H96L97 262H98ZM100 261V260H99ZM87 262H89V261H87ZM98 264V263H97Z\"/></svg>",
	"mask_w": 264,
	"mask_h": 264
}]
</instances>
